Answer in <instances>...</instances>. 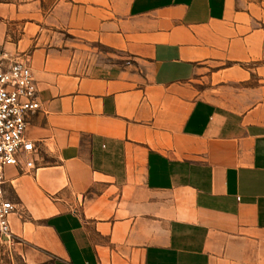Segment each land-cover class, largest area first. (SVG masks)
Segmentation results:
<instances>
[{
	"label": "crops",
	"instance_id": "crops-1",
	"mask_svg": "<svg viewBox=\"0 0 264 264\" xmlns=\"http://www.w3.org/2000/svg\"><path fill=\"white\" fill-rule=\"evenodd\" d=\"M0 46L39 100L0 264H264V0L0 1Z\"/></svg>",
	"mask_w": 264,
	"mask_h": 264
},
{
	"label": "built area",
	"instance_id": "built-area-1",
	"mask_svg": "<svg viewBox=\"0 0 264 264\" xmlns=\"http://www.w3.org/2000/svg\"><path fill=\"white\" fill-rule=\"evenodd\" d=\"M39 108L37 88L27 64L10 58L0 46V243L8 246L14 235L9 215L15 206L5 195L4 171L20 163L33 166V141L25 136L28 116Z\"/></svg>",
	"mask_w": 264,
	"mask_h": 264
},
{
	"label": "rangeland",
	"instance_id": "rangeland-1",
	"mask_svg": "<svg viewBox=\"0 0 264 264\" xmlns=\"http://www.w3.org/2000/svg\"><path fill=\"white\" fill-rule=\"evenodd\" d=\"M0 1H9V2H19V1H23V0H0Z\"/></svg>",
	"mask_w": 264,
	"mask_h": 264
}]
</instances>
